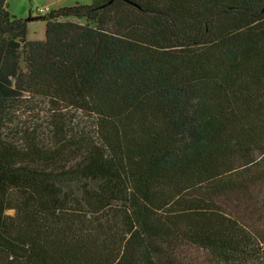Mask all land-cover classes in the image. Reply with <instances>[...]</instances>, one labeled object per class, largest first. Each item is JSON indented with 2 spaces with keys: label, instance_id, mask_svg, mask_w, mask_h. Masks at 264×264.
Wrapping results in <instances>:
<instances>
[{
  "label": "trees",
  "instance_id": "16d2710c",
  "mask_svg": "<svg viewBox=\"0 0 264 264\" xmlns=\"http://www.w3.org/2000/svg\"><path fill=\"white\" fill-rule=\"evenodd\" d=\"M263 160L264 0H0V264H264Z\"/></svg>",
  "mask_w": 264,
  "mask_h": 264
},
{
  "label": "rangeland",
  "instance_id": "374dc122",
  "mask_svg": "<svg viewBox=\"0 0 264 264\" xmlns=\"http://www.w3.org/2000/svg\"><path fill=\"white\" fill-rule=\"evenodd\" d=\"M91 1L92 0H8V9L12 14L18 16L19 18L26 19L31 15H45L54 9H58L64 6H70L74 2L88 4ZM26 37L28 40H44L46 37V22L42 20L29 21L27 25ZM38 109V107L37 109H32L31 107L24 109L18 113L17 117L21 122L32 124L35 122V117H38V114H40ZM241 176L242 177H240L239 179L246 177L249 180L251 186L253 185L255 189H258L259 186L263 185L261 188L263 189L262 196L264 197V160L258 163L256 166H253L249 170L247 169L242 172ZM240 197L244 198L243 195L239 196V198ZM249 199H251V197ZM260 203L261 201L259 202V204ZM233 205L234 208H239V206L240 208L246 207L245 199H243V201L237 200V202H234ZM261 206L263 207L258 211V213H255L254 210H250V212L246 214V211H242L241 213H244V221L247 222V225L249 227H251L255 223V226H253L252 228L254 229L256 227V231L262 239L264 237V202ZM186 253V256L188 257L186 258L187 264H230L227 262L223 263V261L219 262L213 254H211L210 252L206 253V251L202 249L191 248L188 249Z\"/></svg>",
  "mask_w": 264,
  "mask_h": 264
}]
</instances>
